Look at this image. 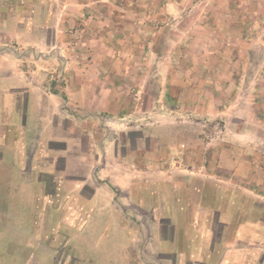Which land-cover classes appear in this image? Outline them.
Listing matches in <instances>:
<instances>
[{
  "label": "rangeland",
  "instance_id": "374dc122",
  "mask_svg": "<svg viewBox=\"0 0 264 264\" xmlns=\"http://www.w3.org/2000/svg\"><path fill=\"white\" fill-rule=\"evenodd\" d=\"M4 1L13 9L31 1L39 8L50 7L51 0L0 4ZM107 1L113 5L111 15L89 7V17L98 24L87 22L85 11L77 15L81 21L72 22L74 10L69 8L61 23L67 21L62 29L72 40L76 28L87 34L88 24L97 25L96 30L121 26L124 35L115 44L135 56L132 60L126 52L119 59L123 66L132 65L134 73L126 76L131 84L121 93L136 105L134 118L126 124L131 134L122 132L117 138L126 147L121 155L138 171L132 208L140 233L137 237L125 232L118 242L94 227L76 243L85 256L80 262L161 264L144 243L151 244L148 231L156 235V222L163 232L166 224L176 222L173 206L179 208L178 203L187 202L185 208L195 213L198 209L190 203L200 200L204 219L209 215L204 210L217 209L231 218L239 214L264 223V0ZM12 12L16 17L23 14L16 8ZM144 168L146 176L141 174ZM142 184L147 187L140 188ZM199 186L201 198L195 195ZM178 191L183 192L180 201ZM2 194L7 197L0 203L7 210L5 223L14 227L0 234V264H71L66 257L70 252L59 251L58 261L46 256L30 238L42 232L28 233L18 225L30 221L23 210L17 212L23 203L19 192Z\"/></svg>",
  "mask_w": 264,
  "mask_h": 264
},
{
  "label": "crops",
  "instance_id": "0c3cea01",
  "mask_svg": "<svg viewBox=\"0 0 264 264\" xmlns=\"http://www.w3.org/2000/svg\"><path fill=\"white\" fill-rule=\"evenodd\" d=\"M30 3L13 6L23 11L18 17L6 1L0 4V203L7 198L2 193L18 191L23 203L17 212L23 210L30 219L18 225L28 233L42 232L30 238L46 256L58 261L63 250L82 264L85 256L76 243L92 228L118 242L125 232L140 233L132 208L138 171L121 155L126 147L117 138L131 134L126 124L136 105L121 93L131 84L126 76L134 73L132 65L123 66L119 59L135 56L115 44L124 35L121 26L96 30L97 25L88 24V33L76 28L73 40L62 29L68 8L74 10L72 22L81 21L77 15L85 11L86 21L98 24L89 17V7L111 15L109 1L51 0L50 7L41 8ZM141 174L149 172L144 168ZM199 189L195 195L201 198ZM126 190L127 195L118 194ZM177 194L180 201L183 192ZM198 203H190L195 213L185 208L187 202L173 206L176 222L166 224L165 232L156 222L157 233L148 231L151 244L144 243L145 250L161 264H264L263 222L239 214L231 218L217 209L204 210L209 212L204 219ZM6 212L0 213V234L14 227L6 225Z\"/></svg>",
  "mask_w": 264,
  "mask_h": 264
}]
</instances>
